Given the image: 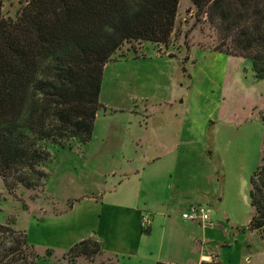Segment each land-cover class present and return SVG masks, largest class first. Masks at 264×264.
<instances>
[{"label":"rangeland","instance_id":"374dc122","mask_svg":"<svg viewBox=\"0 0 264 264\" xmlns=\"http://www.w3.org/2000/svg\"><path fill=\"white\" fill-rule=\"evenodd\" d=\"M25 3L3 0V15L15 19ZM195 12L190 0H180L168 45L124 42L104 69L96 133L84 143H48L41 167L46 176L37 187L16 184L9 190L0 175V222L27 234L38 254L35 264H68L63 253L92 232L104 247L113 245L100 200L115 199L107 189L119 178L111 171H119L122 162L101 156L100 134L113 121L147 125L145 107L156 125L183 137L180 151L192 154L177 162L173 173L186 192H202L196 204L211 209L213 224L198 230L203 252L213 263L264 264V234L249 226L251 176L264 156V80L255 79L250 59L213 50L216 34ZM134 190L132 181L119 191ZM212 191L214 199L213 193L204 196ZM103 257L78 262L96 264Z\"/></svg>","mask_w":264,"mask_h":264},{"label":"trees","instance_id":"16d2710c","mask_svg":"<svg viewBox=\"0 0 264 264\" xmlns=\"http://www.w3.org/2000/svg\"><path fill=\"white\" fill-rule=\"evenodd\" d=\"M190 1L197 20L216 34L213 50L250 59L255 79L264 80V0ZM179 4L26 0L10 19L0 0V175L9 190L41 183L48 143L64 147L91 140L106 64L130 40L168 45ZM250 202V229L264 234V156L251 176ZM98 257L103 258L96 264H120L94 237L62 256L68 264ZM37 258L25 232L0 222V264H35Z\"/></svg>","mask_w":264,"mask_h":264},{"label":"crops","instance_id":"0c3cea01","mask_svg":"<svg viewBox=\"0 0 264 264\" xmlns=\"http://www.w3.org/2000/svg\"><path fill=\"white\" fill-rule=\"evenodd\" d=\"M146 109H142L146 112L142 118L146 121L150 118L147 125L139 121L136 124L113 121L105 124V130L100 134L101 156L106 159L117 156L122 163L119 171H111L114 176L119 172V178L107 189L115 199L104 200L103 197L100 200L109 217L113 245L104 247L103 241H99L108 254L118 256L120 264H202L203 258L211 254L203 252V245L197 242L201 225L182 217V213L193 205H203L196 204L199 199L196 194L200 197L202 192H186L179 185V176L173 173L177 162L187 161L192 154L182 153L183 137L168 126L156 125L151 121L152 112ZM137 126L144 130V134L135 133ZM93 132L96 133L95 126ZM169 158V163L164 164ZM132 181L135 184L133 192L124 194L119 191ZM209 193L204 195L208 199L212 193V199L217 196V192ZM204 196L201 194V201ZM84 199L98 202L92 197ZM143 215L151 219L148 228L141 224ZM92 233L89 237L96 238ZM152 238L156 242L151 241ZM79 239L83 240L82 237Z\"/></svg>","mask_w":264,"mask_h":264},{"label":"built area","instance_id":"2783aa9c","mask_svg":"<svg viewBox=\"0 0 264 264\" xmlns=\"http://www.w3.org/2000/svg\"><path fill=\"white\" fill-rule=\"evenodd\" d=\"M210 211L211 209L206 206L193 205L187 211L182 213V217L200 225H204L205 223H208L207 225H211L213 224V221L211 220ZM141 224L144 228H148L151 224L150 217L148 215H143L141 218ZM212 260V255H207L203 258V262H211Z\"/></svg>","mask_w":264,"mask_h":264}]
</instances>
